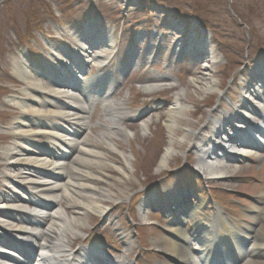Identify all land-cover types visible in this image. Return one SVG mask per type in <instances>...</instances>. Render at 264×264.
<instances>
[{
	"label": "rangeland",
	"instance_id": "374dc122",
	"mask_svg": "<svg viewBox=\"0 0 264 264\" xmlns=\"http://www.w3.org/2000/svg\"><path fill=\"white\" fill-rule=\"evenodd\" d=\"M86 25L108 32L114 41L115 53L105 65L93 63L86 71L89 76L83 79L102 71L105 75L115 73L124 83L113 100L124 106L126 117L121 118L120 127L130 138L113 134L115 130L109 128L110 119L104 114L103 103L95 93L92 103L97 101V107L94 106L90 115L88 135L95 144L104 142L103 135H108V142L130 157V170L127 175H120L115 167L124 165V161L106 152L107 145L99 143V151L106 152L108 168L96 169L94 174L114 180L112 184L101 183L99 186L112 192L108 197L97 199L106 214L102 217L92 212L88 214L86 226L75 230L79 236L68 233L70 242L75 250L83 245L89 247L100 243L113 258L123 259L127 255L136 260V264L164 263L168 257L152 245L153 239L165 233L169 222L168 214L153 208L161 203L160 199L169 208L172 193L176 189L185 191L190 195L189 204L203 200L204 211L209 215L215 214L213 205L217 204L235 220L239 216L243 220L247 216L245 208L255 204L256 198L264 192V150L232 165L237 169L234 177L209 180L197 175L198 154L190 143L192 137L183 140V129L189 125L196 130L202 129L211 111H215L217 117L234 112V108L242 104L243 89L257 83L255 72L259 66H264V0H4L0 4L1 196L13 189L18 172L10 169L11 160L5 157V149L20 141L10 127L21 116H27L9 102L13 98H24L22 91L26 87L13 71V59H28L34 70L54 67L62 71L53 48L60 51L74 48L73 33L83 30ZM144 34H147L146 41L143 45L137 44L139 36ZM195 36L197 41H209L215 50L217 63L212 73L218 85L215 92L202 94L194 90L191 80L202 75L207 59L195 58L194 51L183 52L180 47L183 43L196 46ZM130 51L137 56L132 66L138 62L139 68L121 76L118 68L121 61L128 59ZM137 52H143L142 57ZM162 82L174 86L151 94L140 88L147 83ZM183 89L186 93L182 102L187 109L177 116L178 128L170 133L165 126L166 111L177 92ZM144 111L143 117H137ZM145 125H149L147 131L143 130ZM171 135L176 154L166 168L157 170ZM36 140L46 142L42 138ZM18 160L22 162L20 158ZM6 169L15 173H9L5 180L2 174L7 172ZM148 195L159 200L149 202L141 210ZM82 200L91 203V198ZM62 207L69 217L74 215L65 200ZM196 222L187 217L182 228L190 232ZM260 227L264 229V222ZM129 248L132 249L131 256Z\"/></svg>",
	"mask_w": 264,
	"mask_h": 264
},
{
	"label": "bare ground",
	"instance_id": "6f19581e",
	"mask_svg": "<svg viewBox=\"0 0 264 264\" xmlns=\"http://www.w3.org/2000/svg\"><path fill=\"white\" fill-rule=\"evenodd\" d=\"M73 36L74 48H63V51L53 48V55L62 64V71L54 67L47 71L34 70L29 60L23 57L13 59V71L26 87L22 91L24 98H13L9 102L29 118L21 116L11 125L10 129L20 137V142L5 149V157L11 160L10 169L18 172L15 176L17 179H14V190L0 196V240L8 242L14 253L2 255L0 252V264H132L125 259L117 261L104 255L102 263L103 260H97V256L94 259L93 253L85 247H81L76 254L69 249L68 233L75 236L78 227L86 226V216L91 212L101 216L105 213V209L97 204V199L108 197L112 192L99 186L101 183L112 184L114 180L103 174H94V170L108 168L106 152L124 161V165L115 167L120 175H127L130 170V157L108 142V135L104 134V142L96 144L92 139L90 141L88 135L91 108L86 99L96 91L104 98L103 112L110 119L109 128L115 130L113 134L130 138L120 127V119L126 117L124 106L110 96L118 89L120 82L114 81L111 75L97 73L90 81L79 85L70 77L75 76L72 71H77L75 77L79 79L77 66L86 69L92 63L106 64L115 52L114 42L108 32L93 26H86ZM204 47L202 45L200 50ZM193 50L198 52L196 48ZM208 55L210 57L202 75L191 80L197 93L208 94L218 90L212 76L217 58L213 51H209ZM127 69V63L121 65L120 75ZM42 75L47 77V82ZM255 78L257 83L243 89L242 106L235 107L234 112L222 113L217 117L215 111H211L202 129L196 130L190 125L183 129V140L192 137L190 143L198 154L196 168L206 179L228 180L234 177L237 169L232 165H237L241 159L254 157L264 149V76L255 74ZM164 86L169 85L147 83L140 87L146 94H151L163 90ZM185 93L184 89L177 92L174 102L168 105L165 126L170 133L178 128L177 116L187 109L182 102ZM240 111L248 119L241 116ZM31 116L38 121L32 120ZM141 116L140 113L138 117ZM253 117L258 121L252 122ZM148 126L145 125L143 130L147 131ZM36 138L45 139L46 142H39ZM172 138L171 135L157 170L166 168L176 154ZM99 143L107 145L106 152L99 151ZM70 150L78 152L80 155L77 157L81 158L72 159ZM66 159H72L78 165L74 167ZM11 172L15 173L7 170L4 178L10 176ZM172 195L165 233L152 241L153 247L169 259L159 264H236L232 260H216L214 242L226 240H230L231 250L239 252L238 264H260L264 261V229L259 228L264 222V192L259 194L255 204L245 209L253 222L241 224L223 215L217 204L213 205L216 213L209 216L204 211L203 200L190 205L187 192L175 190ZM85 197L91 198V203L86 200V204L82 200ZM147 197V202H143L145 206L154 199L149 195ZM59 198L64 199L73 210L72 217L57 208L61 202H58ZM187 217L197 220L191 232L181 225L187 221ZM242 242L248 243L246 248ZM221 250L225 252L226 248L222 246ZM11 251L5 250L7 253Z\"/></svg>",
	"mask_w": 264,
	"mask_h": 264
}]
</instances>
